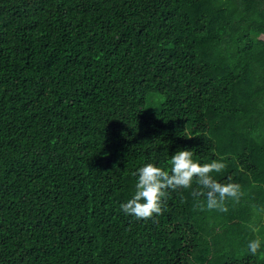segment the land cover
<instances>
[{
	"label": "trees",
	"instance_id": "trees-1",
	"mask_svg": "<svg viewBox=\"0 0 264 264\" xmlns=\"http://www.w3.org/2000/svg\"><path fill=\"white\" fill-rule=\"evenodd\" d=\"M181 150L239 203L126 215ZM0 264H264V0H0Z\"/></svg>",
	"mask_w": 264,
	"mask_h": 264
},
{
	"label": "clouds",
	"instance_id": "clouds-1",
	"mask_svg": "<svg viewBox=\"0 0 264 264\" xmlns=\"http://www.w3.org/2000/svg\"><path fill=\"white\" fill-rule=\"evenodd\" d=\"M193 156L191 150L176 152L169 161V170L152 163L139 167L133 173L138 177L134 185V194L127 202L120 205L123 212L136 220L153 219V222H156L154 217L162 215L166 210L169 189L173 191L192 189L193 198L206 197V208L210 211L227 212L228 200L239 203L244 195L241 186L237 183L218 182L212 176L213 172H222L227 165L217 160L201 164L194 160ZM194 182L196 188H193ZM182 202H187L186 198L182 197ZM197 207L204 210L205 204L197 201ZM252 231L255 232L256 229L253 228ZM260 248L259 237L250 240L247 244V251L252 255H256Z\"/></svg>",
	"mask_w": 264,
	"mask_h": 264
},
{
	"label": "rangeland",
	"instance_id": "rangeland-1",
	"mask_svg": "<svg viewBox=\"0 0 264 264\" xmlns=\"http://www.w3.org/2000/svg\"><path fill=\"white\" fill-rule=\"evenodd\" d=\"M159 106H160V98L157 95H150L147 98V101L145 104V110H146V112H153V111L157 110ZM229 178H231V176H227L224 179V183H227V180Z\"/></svg>",
	"mask_w": 264,
	"mask_h": 264
}]
</instances>
